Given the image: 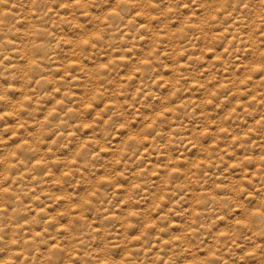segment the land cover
Listing matches in <instances>:
<instances>
[{
    "label": "clouds",
    "instance_id": "1",
    "mask_svg": "<svg viewBox=\"0 0 264 264\" xmlns=\"http://www.w3.org/2000/svg\"><path fill=\"white\" fill-rule=\"evenodd\" d=\"M0 264H264V0H0Z\"/></svg>",
    "mask_w": 264,
    "mask_h": 264
}]
</instances>
